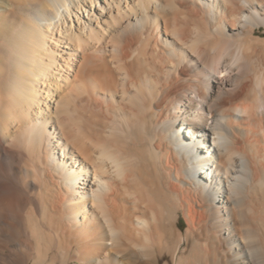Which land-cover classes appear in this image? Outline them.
<instances>
[{
	"label": "bare ground",
	"instance_id": "bare-ground-1",
	"mask_svg": "<svg viewBox=\"0 0 264 264\" xmlns=\"http://www.w3.org/2000/svg\"><path fill=\"white\" fill-rule=\"evenodd\" d=\"M23 5L0 43V264H181L191 242L264 264V0Z\"/></svg>",
	"mask_w": 264,
	"mask_h": 264
},
{
	"label": "rangeland",
	"instance_id": "rangeland-1",
	"mask_svg": "<svg viewBox=\"0 0 264 264\" xmlns=\"http://www.w3.org/2000/svg\"><path fill=\"white\" fill-rule=\"evenodd\" d=\"M15 1H17V2H15ZM25 1L26 0H23V2L22 1H19V0H0V4L1 5H3L2 7H13L12 9L13 10H9V12H12V11H15V12H12L11 13V17L10 18H8V20H5V21H3L1 24H0V43H2L3 42V40L6 38V35L8 34V33H10V30H12V26H13V24H17L19 21H20V19H22L23 17L22 16H24V12L25 11H27L26 9H27V7H26V5H23V3H25ZM19 2V3H18ZM6 5V6H5ZM10 8V9H11ZM24 11V12H23ZM15 13V14H14ZM15 16V17H14ZM25 18V17H24ZM8 21V22H7ZM2 41V42H1ZM0 47H1V44H0ZM0 49H2L1 51L2 52H4L5 50L3 49V47H1ZM244 70L246 71V72H249V71H251V65L248 63V62H246L245 64H244ZM258 193V194H257ZM259 193L260 192H258V191H256L254 194H253V197H252V199L253 198H255L256 197V199H255V201L254 200H252V202H253V204H254V206L255 207H257V210H258V208H260L259 209V212L261 213V214H264V192H261L260 193V196H259ZM258 196H259V198H258ZM257 202V203H256ZM256 203V204H255ZM187 222H186V219L183 217V215H181L180 217H179V227L181 228V230H182V232L184 231L185 232V230H186V228H187ZM226 230V229H225ZM212 233V234H211ZM211 233H209L210 235H214L215 236V234H218V232H211ZM214 233V234H213ZM222 234L219 236L221 239H223L225 236H227V233H225V231H224V233H223V230H222V232H221ZM202 236H204V234H202ZM262 239H263V241H264V234H262ZM220 244H223V243H221L220 242ZM193 247H192V246ZM224 245V244H223ZM191 246V247H190ZM201 245H196V244H193L192 242H191V244L189 243L188 244V250H186V252H182L181 253V255H182V257H183V262L181 263V264H241L242 262H241V260H239V259H234L233 258V254H228V258L226 259V260H223V257H224V255L222 254L223 252H222V250L220 251H216V253H214V252H212V254L210 253V255L209 254H207L204 250H203V248L202 247H200ZM197 247H198V249H197ZM190 249H193L192 251L190 250ZM200 250V252H198ZM195 252V253H194ZM197 252V253H196ZM207 254L206 255V257H205V255L204 254ZM219 253V254H218ZM215 254H217V256H215ZM215 256V258L217 257V259H215V258H213L214 256ZM193 256V259H194V261L192 260V258H191V263L189 262L190 260H186L187 258H189V257H192ZM209 256V257H208ZM195 257V258H194ZM207 257H208V259H211V260H208L207 259ZM211 257V258H210ZM221 258V259H220ZM167 259H169V256H166V260ZM222 262H221V261ZM200 262V263H199ZM239 262V263H238ZM164 263V261H161V264H163ZM171 264H174V263H171ZM243 264V263H242Z\"/></svg>",
	"mask_w": 264,
	"mask_h": 264
}]
</instances>
